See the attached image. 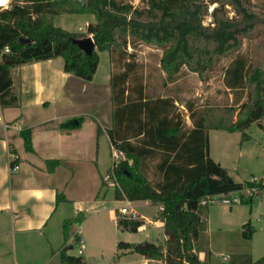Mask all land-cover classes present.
<instances>
[{
    "label": "trees",
    "instance_id": "1",
    "mask_svg": "<svg viewBox=\"0 0 264 264\" xmlns=\"http://www.w3.org/2000/svg\"><path fill=\"white\" fill-rule=\"evenodd\" d=\"M132 1L86 0L81 5L74 0H16L9 7H0V105L14 104L10 68L25 62L61 56L65 72L89 81L99 63L98 51L122 49L127 38H133L163 47L160 67L167 75L178 72L182 65L202 74L217 56L237 51L244 37L257 33L260 27L264 29V19L251 9L249 0H138V5ZM213 3L217 5L211 10L212 21L203 24L209 4ZM226 4L234 11L230 17L225 12ZM62 12L92 13L96 21L87 24L85 33L70 32L53 23V16ZM88 34L94 41L90 54L73 42ZM126 77V72L118 76L119 85L114 76L110 80L115 101L108 135L111 147L120 153L121 159L107 173L112 172L117 182L115 199L149 200L162 207L159 214L167 247L148 240L118 241L117 246L147 259L164 260L166 264H204L193 250L194 241L206 228V221L199 214L203 206L200 200L206 195L262 188L264 184L235 181L209 156L207 130L212 127L203 117L195 119L191 112L192 126L184 130L181 118L169 113L171 98L149 99L141 90L130 98L124 87ZM225 84L231 89L245 86L247 99L239 105L234 121L220 120L213 128L240 131L241 141L247 140L250 135L246 129L252 122L264 128L259 122L264 117V58L252 64L242 57L234 58L226 69ZM82 121V116H74L59 127L74 129ZM21 135L25 150L32 151L30 130ZM155 152L160 154L157 169L161 179L151 183L141 164ZM255 193H251L250 200ZM57 200H64V196L58 194ZM83 219L80 212L63 220L64 242L70 236V227ZM143 224L139 218H116L117 227L124 231L136 232ZM243 235L250 237L251 231ZM73 238L78 241L76 234ZM69 247L65 244L60 249V262L83 264L85 259L81 255L67 253ZM237 260L240 264H264V255L253 261L244 254L230 264Z\"/></svg>",
    "mask_w": 264,
    "mask_h": 264
},
{
    "label": "rangeland",
    "instance_id": "2",
    "mask_svg": "<svg viewBox=\"0 0 264 264\" xmlns=\"http://www.w3.org/2000/svg\"><path fill=\"white\" fill-rule=\"evenodd\" d=\"M16 0H7L1 8L9 7ZM138 5V0H133ZM3 4V3H2ZM142 5V4H141ZM217 3L209 4L208 12L203 18V24L212 21L211 10ZM251 9L264 19V0H249ZM225 12L230 17L233 15L231 5L226 4ZM62 22V23H61ZM64 23V24H63ZM63 24L69 31L85 29L83 19L77 15H67L56 18L54 25ZM88 36V35H87ZM163 47L142 40L127 38L122 49L98 51L99 63L93 75V80L83 79L72 74L68 81L70 95L64 112L73 115L82 114L97 117L98 121L106 124L111 116V106L114 99L112 92L105 90L104 79L106 74L115 77L119 85L118 76L126 72L127 77L124 87L127 88L128 97L135 98L141 90L146 98L169 97L173 100L170 112L173 117L181 118L183 129L192 125L189 114L194 118L203 117L210 129L207 130L208 154L238 182L254 179L264 183V129L256 122H252L246 129L250 135L247 140L241 141V132H228L214 129L218 121L231 119L234 121L239 111V105L247 99V88L231 89L226 86V69L236 57H242L247 64L260 63L264 58V29L259 28L257 33L244 37L240 48L230 54L217 56L212 66L202 74L192 71L182 65L178 72L167 75L160 67V57ZM77 79V80H76ZM259 122L264 126V117ZM99 170L103 172V189L108 191L107 202L102 211L96 212L87 209V219L79 227L82 244L78 234V241L70 235L72 247L70 253L82 255L88 264H143L144 257L138 253L130 252L117 258L119 249L117 241L125 240L139 242L142 240L153 241L164 249L167 247V235L164 233L163 219L159 214V205L138 201L134 203L135 217L142 219L144 227L136 232L124 231L117 227L114 220V206L124 205L114 201L115 180L110 176L104 180L103 176L111 169L113 161L121 159L116 151V157L108 143L101 144ZM160 160L158 152L146 157L141 164L142 172L151 183L161 179L157 169ZM101 179V177H100ZM101 180V181H102ZM253 191L229 192L227 197L237 194L239 200L230 204L219 199L204 204L200 211L201 219L206 221V228L194 241L193 250L204 264H230L231 260L248 255L253 261L264 255V187L256 188L255 198L250 200ZM253 192V193H254ZM83 214V213H82ZM116 218L122 216L115 210ZM72 229L77 228L72 225ZM251 231L250 237H245L243 232ZM71 231V230H70ZM81 250L80 254L78 250ZM239 260L235 264H240ZM51 264H59L56 260ZM146 264H166L164 260L151 259Z\"/></svg>",
    "mask_w": 264,
    "mask_h": 264
},
{
    "label": "crops",
    "instance_id": "3",
    "mask_svg": "<svg viewBox=\"0 0 264 264\" xmlns=\"http://www.w3.org/2000/svg\"><path fill=\"white\" fill-rule=\"evenodd\" d=\"M67 15L79 16L85 27L70 32L85 33L87 24L96 21L92 13L62 12L53 16V23ZM63 24L59 27L63 28ZM10 76V94L15 102L5 107L0 105V264H51L56 260L63 264L59 259L60 249L69 245L67 253L71 254L73 243L71 238L63 240V220L83 213L84 219L73 224L77 228L69 229L70 235L80 236L82 244L78 229L86 222L87 209L102 211L107 202L108 191L103 189L104 182L101 183L103 172L99 170V161L103 142L108 143L111 152L114 150L108 135L113 107L111 122L105 125L92 115L64 112L65 101L71 94L68 81L74 77L63 70L61 56L16 65L10 68ZM110 80L107 73L103 85L108 93ZM74 116L83 117L79 127H59ZM24 130H30L32 151L24 148L21 135ZM58 194L64 200L58 201ZM138 201L150 202L135 200L133 205ZM114 207L116 222L115 210L119 206ZM117 248L120 251L117 258L131 252ZM82 257L83 264H88ZM149 260L144 257L143 264Z\"/></svg>",
    "mask_w": 264,
    "mask_h": 264
},
{
    "label": "built area",
    "instance_id": "4",
    "mask_svg": "<svg viewBox=\"0 0 264 264\" xmlns=\"http://www.w3.org/2000/svg\"><path fill=\"white\" fill-rule=\"evenodd\" d=\"M1 5V4H0ZM4 4H2L3 6ZM113 157L115 158L116 157V151L113 150ZM118 162V161H117ZM116 160L113 161V164H112V167L115 163H117ZM111 167V169H112ZM111 177L114 178V175L112 172L110 173H106L103 178L104 180H107ZM115 180V178H114ZM254 179H251V181H253ZM117 185V182L115 180V184L114 186ZM246 189H249V188H246ZM253 192L256 191V188L253 187V188H250ZM237 191H242V190H235L233 192H237ZM232 192V191H231ZM229 193V192H227ZM227 193H219V194H213V195H206L205 197H203L201 200H200V203L202 205L208 203V202H214L216 201L217 199H219L220 201H222L223 203H227V204H230L232 202H235V201H238L239 200V196L237 194H234L232 196H229L227 197ZM162 207L159 205V210H161ZM118 211L120 212L121 215H124V216H127V217H135V209H134V205L132 203L131 200H128L126 198H124V205L122 206H119L118 207ZM79 252H81V250L79 249Z\"/></svg>",
    "mask_w": 264,
    "mask_h": 264
},
{
    "label": "water",
    "instance_id": "5",
    "mask_svg": "<svg viewBox=\"0 0 264 264\" xmlns=\"http://www.w3.org/2000/svg\"><path fill=\"white\" fill-rule=\"evenodd\" d=\"M74 1L81 5H85L86 3V0H74ZM73 42L76 43L78 47L82 49L86 54H90L94 49V41L90 35L78 39H73Z\"/></svg>",
    "mask_w": 264,
    "mask_h": 264
},
{
    "label": "bare ground",
    "instance_id": "6",
    "mask_svg": "<svg viewBox=\"0 0 264 264\" xmlns=\"http://www.w3.org/2000/svg\"><path fill=\"white\" fill-rule=\"evenodd\" d=\"M8 1H9V0H8ZM5 2H7V0H5ZM5 2H0V4H1V5H2V3L5 4Z\"/></svg>",
    "mask_w": 264,
    "mask_h": 264
},
{
    "label": "snow or ice",
    "instance_id": "7",
    "mask_svg": "<svg viewBox=\"0 0 264 264\" xmlns=\"http://www.w3.org/2000/svg\"><path fill=\"white\" fill-rule=\"evenodd\" d=\"M0 2H3V0H0Z\"/></svg>",
    "mask_w": 264,
    "mask_h": 264
},
{
    "label": "clouds",
    "instance_id": "8",
    "mask_svg": "<svg viewBox=\"0 0 264 264\" xmlns=\"http://www.w3.org/2000/svg\"><path fill=\"white\" fill-rule=\"evenodd\" d=\"M3 2H5V0H3Z\"/></svg>",
    "mask_w": 264,
    "mask_h": 264
}]
</instances>
